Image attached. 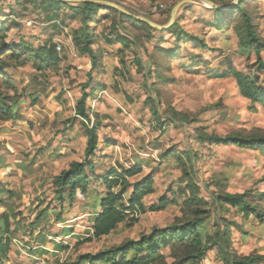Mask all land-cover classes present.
Instances as JSON below:
<instances>
[{"label": "rangeland", "instance_id": "rangeland-1", "mask_svg": "<svg viewBox=\"0 0 264 264\" xmlns=\"http://www.w3.org/2000/svg\"><path fill=\"white\" fill-rule=\"evenodd\" d=\"M107 1L164 25L179 0ZM244 5L264 40V0H246ZM47 14H53V19L48 20ZM94 14L89 26L96 41L93 48L102 51L101 65L92 70L91 82L84 86L90 62L78 52L73 40L74 31L81 26L77 9L62 7L48 13L39 0H0V44L21 38L35 47L53 44L57 57L56 66L41 71L31 61L4 58L9 64L5 76L19 95L20 104L18 119L0 122V183L10 190L1 194L4 205L0 213H8L12 230L8 257L0 264H35L31 255L41 256L44 264L73 263L79 254L96 252L126 238L137 239L153 227L169 225L181 215L184 179L180 180V167L173 156L158 160L165 150L178 153L187 166L190 160L193 163L190 172L212 210L211 223L203 224L201 231L212 233L217 228L213 226L217 215L224 216L240 226L229 227L231 250L238 255L263 253L264 222L253 216L243 219L232 208L216 209L211 192L249 190L264 209V196L259 195L264 192V152L201 142L195 133L196 129L217 135L264 130V108L252 109L249 101L238 94L234 79L224 75L228 65L254 73L257 62L253 51L239 48L230 25H213L214 12L202 2H188L178 10L175 18L187 34L179 40L165 32L150 33L154 37L149 38L145 30L121 20L116 12L99 9ZM115 20L120 21L117 26L113 25ZM123 33L132 42L129 47L120 50L118 41L105 42V38L114 39ZM189 35L201 39L204 47L197 41H187ZM158 47L173 48L176 56L167 58ZM134 57L140 58L142 70L136 67ZM260 58L264 62V51ZM148 69L153 73L145 77ZM257 74L263 76L262 71ZM147 88L151 90L147 92ZM82 92L88 93L85 107L89 108L90 120L93 122L96 114L99 121L97 150L91 158L94 170L93 174L87 170L91 183L86 193L77 191L72 200L59 202L53 191V177L70 162L84 158L86 121L75 113V102ZM147 96L154 100L161 124L153 117ZM172 111L186 114L188 120L170 118ZM185 152L191 155L189 159ZM137 162L142 164V173L128 178L130 183L149 172V166L154 168V192L143 198L144 206L157 204L160 198L170 202L155 211H136L133 223H121L100 239L85 240L89 237L90 218L99 210L92 207L97 202L94 190H104L95 176ZM34 218L38 224L31 229L29 222ZM67 233L70 236L64 237ZM41 234H50L51 240L40 241ZM36 243L49 248L61 246L57 247L58 253L40 255L39 249H34ZM162 252L168 255L167 248ZM223 258L212 245L195 264H221Z\"/></svg>", "mask_w": 264, "mask_h": 264}, {"label": "trees", "instance_id": "trees-1", "mask_svg": "<svg viewBox=\"0 0 264 264\" xmlns=\"http://www.w3.org/2000/svg\"><path fill=\"white\" fill-rule=\"evenodd\" d=\"M42 4L44 12L57 11L62 7H70L77 9L81 16V26L74 31L73 40L79 53L88 57L90 68L87 71V80L84 86L91 82L92 70L100 67L101 49L93 48L95 44V36L93 35L89 22L94 18L96 10H108L119 14L121 20H127L131 26L145 30L146 36L154 37L150 33H168L176 39H183V35H187L178 25L177 18L173 24L166 29L157 30L145 22L134 19L126 14L119 13L116 9L92 2H65L57 0H39ZM216 4L225 6L230 2L228 0H212ZM246 0H239V2L227 9L217 10L214 12L213 25H218L222 28L225 25H230L236 42L239 48L253 51L256 56L257 69L254 73H245L237 70L235 67L228 65L224 75L231 76L235 81V86L238 94L247 99L250 107L254 109L256 106L264 108V62L260 58V52L264 51V40L259 36L256 24H254V17L249 9L245 7ZM186 7V6H185ZM53 14H47V19L52 20ZM1 23V22H0ZM120 21H114L113 25L117 26ZM187 41H197V43L204 47V42L196 36L189 35ZM162 39V38H161ZM118 41L122 48H127L132 43L126 33L117 34L114 39L105 38V42L111 44ZM157 50L162 52L167 58H174L176 53L173 48H161ZM10 58L13 61L20 59L31 61L32 66L36 70H43L48 67H54L57 64V57L54 52L53 44H42L40 46H33L24 41L22 38L16 42L1 41L0 44V122L18 119V108L20 104L19 95L6 77V70L9 64L4 58ZM136 67L142 70V63L139 57H134ZM153 63L156 60L153 59ZM263 72L260 77L257 73ZM152 69H148L144 74L149 77L152 74ZM164 80V79H163ZM101 86L97 87L100 89ZM151 88V87H150ZM147 88V92L151 90ZM95 88H91L93 91ZM11 90L12 93L7 91ZM88 93L82 92L80 98L75 102V113L82 120L86 121L84 124L86 146L84 149V158L80 161H72L66 169H63L59 174L55 175L52 180L53 191L56 199L63 202L64 198L72 200L75 193L78 191L82 194L86 193L90 185V174H93L94 165L91 158L94 157L97 150L98 142V127L99 121L97 115L93 122L90 120L89 108L85 107V100ZM151 105V113L161 124V116L158 114L157 107L153 105L154 100L151 96L146 97ZM170 118L186 122L188 117L181 112L170 113ZM73 118L69 121L71 122ZM197 138L201 142L215 143V144H232L242 149L259 150L264 152V130L254 128L248 133H229L226 135L207 134L196 129ZM194 160L196 154L194 153ZM175 158V162L179 165L181 175L180 180L184 179V185L180 190L182 200L179 205L181 215L174 218V220L165 227H153L148 233H142L137 239L126 238L118 244L97 250L96 252L79 254L75 262L65 264H195L206 255V251L212 245H216L219 253L224 256L221 264H264V252H251L246 255H238L230 248L229 241V227L230 225L239 228V224L233 221H228L224 216L217 215V222L213 224L216 226L215 230L210 233L207 230L201 231L203 224H210L212 220V210L210 203L206 198L200 194V186L194 181V176L190 172L193 166L190 160L187 166L186 162L170 150H165L159 154V161ZM185 156L189 159L191 155L185 152ZM150 171L141 174L132 183L128 181L130 177H136L142 173V164L140 162L134 163L129 167L120 166V169L112 168L104 175H96L95 179L104 185V190L94 194L97 197V202L93 208H98L90 218L91 233L85 240L100 239L107 236L121 223L128 224L136 221L134 213L136 211L144 213L146 210L155 211L164 208L170 201L161 199L157 204H152L148 208L143 204V198L154 192V176L151 173L153 167L149 166ZM87 170L91 173L88 174ZM130 186V190H127ZM117 187V189H115ZM207 185H205V188ZM10 190L4 188L0 183V206L4 205L2 192ZM259 195L264 196V192ZM126 197V200L124 198ZM212 203L215 208L225 209L232 208L236 213L240 214L243 219L253 216L258 222H264V209L258 206L257 201L252 199V194L249 190L243 192H211ZM228 207V208H225ZM42 213V210L37 212V216ZM36 216V217H37ZM223 222V223H222ZM37 219L34 218L29 222L32 228H35ZM11 219L7 212L0 213V263L8 257V252L11 246L10 228ZM44 235H40V241L45 240ZM168 249L166 256L162 249ZM167 258L170 260L168 261Z\"/></svg>", "mask_w": 264, "mask_h": 264}, {"label": "water", "instance_id": "water-1", "mask_svg": "<svg viewBox=\"0 0 264 264\" xmlns=\"http://www.w3.org/2000/svg\"><path fill=\"white\" fill-rule=\"evenodd\" d=\"M57 1H65V2H92V3L102 4V5H105V6L114 8V9H117L120 13L126 14V15H128L130 17H133L134 19L143 21L147 25H149L150 27H152L154 29H157V30L166 29L169 26H171L173 24L174 20H175V17H176V14H177L178 10L181 8L182 5H184V4L188 3V2H202L205 6L211 8V9H217V10H223V9L230 8V7L236 5L239 2V0H233L228 5L221 6V5L216 4L212 0H179L170 9L169 18H168L167 23L164 24V25H160V24L152 21L149 18H146V17H143V16L134 15V14L128 12L127 10H125L123 7H121L117 3H114V2H111V1H107V0H57Z\"/></svg>", "mask_w": 264, "mask_h": 264}, {"label": "crops", "instance_id": "crops-1", "mask_svg": "<svg viewBox=\"0 0 264 264\" xmlns=\"http://www.w3.org/2000/svg\"><path fill=\"white\" fill-rule=\"evenodd\" d=\"M89 234L91 233V229L89 228ZM71 233H67V234H63L64 237H69ZM51 240V235L50 234H46L45 236V242ZM64 244L66 243L65 241H62ZM61 245L58 246H53L52 248H49L47 246H45L43 243H36L34 245V249H39L37 252L38 254L42 255V254H47L46 252H50V253H58V248ZM30 248V247H29ZM34 253H36V251H34ZM36 256V255H35ZM39 258H42L41 256H38ZM7 262V261H6Z\"/></svg>", "mask_w": 264, "mask_h": 264}, {"label": "built area", "instance_id": "built-area-1", "mask_svg": "<svg viewBox=\"0 0 264 264\" xmlns=\"http://www.w3.org/2000/svg\"><path fill=\"white\" fill-rule=\"evenodd\" d=\"M56 49H59V45H56ZM31 257L35 260V264H44V261L41 258L32 255Z\"/></svg>", "mask_w": 264, "mask_h": 264}]
</instances>
